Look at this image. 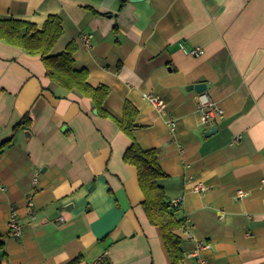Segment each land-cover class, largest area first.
Returning a JSON list of instances; mask_svg holds the SVG:
<instances>
[{"label":"crops","instance_id":"0c3cea01","mask_svg":"<svg viewBox=\"0 0 264 264\" xmlns=\"http://www.w3.org/2000/svg\"><path fill=\"white\" fill-rule=\"evenodd\" d=\"M50 15L63 29L52 53L76 44L74 67L110 89L103 108L116 120L125 101L138 109L134 140L158 150L168 176L160 185L173 206L179 200L192 236L209 245L205 263L264 264V0H0V18L40 29ZM197 83L223 110L206 126L198 93L186 90ZM24 116L30 126L14 132ZM7 141L0 264H96L104 254L97 264H170L142 209L136 169L122 159L131 140L96 116L90 99L50 82L38 56L0 43V144ZM12 211L19 237L8 229ZM178 234L182 255L191 252L193 242Z\"/></svg>","mask_w":264,"mask_h":264},{"label":"trees","instance_id":"16d2710c","mask_svg":"<svg viewBox=\"0 0 264 264\" xmlns=\"http://www.w3.org/2000/svg\"><path fill=\"white\" fill-rule=\"evenodd\" d=\"M62 21L50 15L39 29L34 24L12 18H0V43L21 49L26 54L38 56L42 61L46 77L67 93H74L91 100L96 116L113 120L118 129L126 135L131 144L123 154V162L136 169L137 181L143 195L142 209L150 225L159 229L170 264H183L181 236L185 220L179 218L178 208L168 200L160 181L168 176L160 167L157 149H142L134 140L133 132L137 128L138 109L125 101L120 120L114 119L103 104L109 96L106 85L92 86L88 82V72L74 67L75 43L67 44L64 51L54 54L52 49L62 37ZM30 126V120L24 116L13 128L16 132ZM10 141L0 144V156ZM3 244L0 243V251ZM77 259L71 261L75 263Z\"/></svg>","mask_w":264,"mask_h":264},{"label":"built area","instance_id":"2783aa9c","mask_svg":"<svg viewBox=\"0 0 264 264\" xmlns=\"http://www.w3.org/2000/svg\"><path fill=\"white\" fill-rule=\"evenodd\" d=\"M84 44L86 47L90 48L91 47V35H85L83 37ZM182 50L191 56H199L202 54V50L200 49H191V50H185L182 47ZM148 102H150L159 112L163 113L165 111V104L164 102L157 96L151 95V94H144L143 96ZM197 104H198V109L200 113V123L202 125H209L212 124L213 122L222 119L223 117V110L216 105L210 97L205 93H199L197 96ZM168 125L172 130H174L175 123L170 121L168 122ZM239 138H235L233 141H238ZM33 185L36 187L37 186V173L34 175L32 179ZM192 189L195 192L201 191L203 188L199 183L193 184ZM37 191V190H35ZM236 195L238 198H243L246 196V194L242 191H237ZM34 203L32 201V198H29L28 203H27V208L29 209L30 212H32ZM174 206L177 207L179 206V200H175ZM58 222H63V218H59ZM8 229L10 234L13 237H19L21 235V224L18 221L15 212H11L8 220ZM183 235L185 239L193 242L194 248L191 250V252H185L183 253V259H192L197 262V264H206L204 259L201 257L200 252L202 250L208 249L209 245L205 243L204 241L197 240L195 239L192 234L191 230L189 227L185 226L183 229ZM106 254L100 256L96 260V264L100 263L104 260Z\"/></svg>","mask_w":264,"mask_h":264},{"label":"water","instance_id":"95a60500","mask_svg":"<svg viewBox=\"0 0 264 264\" xmlns=\"http://www.w3.org/2000/svg\"><path fill=\"white\" fill-rule=\"evenodd\" d=\"M130 1L131 2H137L140 0H130ZM186 90H189V91L193 90L199 94V93H203L206 90V85L204 83H197V84L187 86ZM92 107H93V104H92ZM94 114H96L95 110H94ZM215 131H216L215 128H211L210 130L206 131L204 135L208 137V136L212 135Z\"/></svg>","mask_w":264,"mask_h":264}]
</instances>
